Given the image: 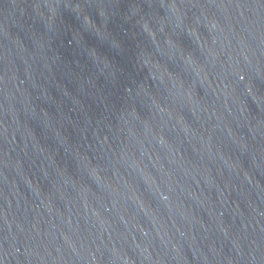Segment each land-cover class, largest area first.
I'll return each mask as SVG.
<instances>
[{"label":"water","instance_id":"water-1","mask_svg":"<svg viewBox=\"0 0 264 264\" xmlns=\"http://www.w3.org/2000/svg\"><path fill=\"white\" fill-rule=\"evenodd\" d=\"M0 264H264V0H0Z\"/></svg>","mask_w":264,"mask_h":264}]
</instances>
